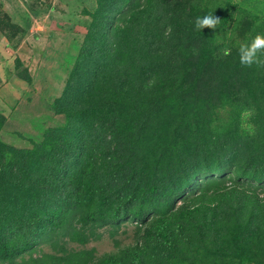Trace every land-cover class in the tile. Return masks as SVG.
<instances>
[{
	"label": "trees",
	"instance_id": "trees-1",
	"mask_svg": "<svg viewBox=\"0 0 264 264\" xmlns=\"http://www.w3.org/2000/svg\"><path fill=\"white\" fill-rule=\"evenodd\" d=\"M193 1L97 0L51 105L65 122L20 147L3 141L0 112V264H244L264 253V67L239 55L264 35V8L236 12L222 40L224 20L197 30L208 0ZM127 222L136 240L117 252L70 247Z\"/></svg>",
	"mask_w": 264,
	"mask_h": 264
},
{
	"label": "rangeland",
	"instance_id": "rangeland-1",
	"mask_svg": "<svg viewBox=\"0 0 264 264\" xmlns=\"http://www.w3.org/2000/svg\"><path fill=\"white\" fill-rule=\"evenodd\" d=\"M198 1L193 2L197 4ZM97 5V0H0V91L6 88L7 77L17 70V64H26L22 69H28L34 76L28 89L32 95L30 97L33 100L32 108L34 110L36 106L43 110L39 109L36 112L30 110L27 115L38 113L39 117L49 114L47 122H41L42 125L34 122L5 121L1 130V137L5 143L30 147L29 142H21L23 136L31 134L29 137L40 141L47 127L51 125L57 127L66 120L61 115L62 119L59 115L55 117L51 105L54 99L63 94L89 31L91 13L95 12ZM206 5L205 10L201 7L205 11V16L213 14L224 20L225 27L222 29L224 32L220 31L219 34V38L224 40V37L233 35L235 32L233 24L242 19L236 12L243 10L260 15L264 8V0H208ZM34 80L36 83H33ZM16 86L18 87L17 83ZM35 92L43 94L40 99L43 104L37 101L39 95L34 96ZM13 97L12 93L10 98ZM3 117L6 120L4 115ZM245 122H250V118ZM244 125L248 131L253 128V123ZM3 130L7 133L3 134ZM180 204L178 201L177 205ZM136 227L135 224L127 222L115 236H111L108 229H105L99 231L102 236L100 239L91 241L87 246L70 244V247L94 249L98 259L104 254L117 252L119 248L135 243ZM43 252L51 253V246H38L37 252L33 255L39 257ZM244 264H264V253L262 255L254 253L252 260Z\"/></svg>",
	"mask_w": 264,
	"mask_h": 264
},
{
	"label": "crops",
	"instance_id": "crops-1",
	"mask_svg": "<svg viewBox=\"0 0 264 264\" xmlns=\"http://www.w3.org/2000/svg\"><path fill=\"white\" fill-rule=\"evenodd\" d=\"M22 63H23V61H22ZM30 75L32 76V79H33L34 76L31 74V72H30ZM16 83L18 84V87L16 86ZM33 83H36V80H34ZM5 85H6V88L2 89V91H0V112H1V114H3L6 117V122H34L37 125H42L41 122H47V119H48L47 116L49 114L41 115L39 117H38V113H33L31 115H27V112H29L30 110L36 112L37 110H39L41 108H36V106H34V110H33V108H32L33 107L32 106L33 100H31V98H30L32 95L28 91V89L30 88L31 85H30V83H28V82H26V81H24L18 77L17 70L16 71L14 70L13 74H10L7 77ZM9 90L11 92H9ZM12 93L14 94V97L10 98V95ZM36 95H39V100H37V101H40L43 94L42 93L40 94V92L39 93L35 92L34 96H36ZM40 111H43V110L41 109ZM46 111H47V109H46ZM55 117H57V116L55 115ZM59 117L62 119L61 116H59ZM63 122H65V120ZM49 127H53V125H51ZM6 130H3V134H4V132L7 133ZM13 132L15 133L14 130H13ZM30 135L27 134L26 135L27 137H25V136H23V137H25L26 139H34L32 137H29ZM16 136H18V135L16 134ZM25 141L26 140L22 139L21 142L25 143ZM27 142L28 141H26V143ZM13 145H15V144H13ZM24 147H29V146L25 145Z\"/></svg>",
	"mask_w": 264,
	"mask_h": 264
},
{
	"label": "clouds",
	"instance_id": "clouds-1",
	"mask_svg": "<svg viewBox=\"0 0 264 264\" xmlns=\"http://www.w3.org/2000/svg\"><path fill=\"white\" fill-rule=\"evenodd\" d=\"M221 18L213 14L204 17H197L196 28L203 30L205 28L216 31L221 24ZM171 32V27L166 31L167 36ZM225 54H228L227 52ZM240 63L243 66L251 67L253 64L264 67V35L257 34L250 43L241 44L239 47Z\"/></svg>",
	"mask_w": 264,
	"mask_h": 264
}]
</instances>
